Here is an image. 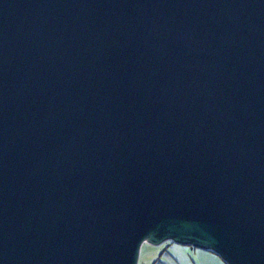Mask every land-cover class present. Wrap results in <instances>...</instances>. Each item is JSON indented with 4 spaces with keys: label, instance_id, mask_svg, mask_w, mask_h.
Masks as SVG:
<instances>
[{
    "label": "water",
    "instance_id": "1",
    "mask_svg": "<svg viewBox=\"0 0 264 264\" xmlns=\"http://www.w3.org/2000/svg\"><path fill=\"white\" fill-rule=\"evenodd\" d=\"M264 264V0H0V264Z\"/></svg>",
    "mask_w": 264,
    "mask_h": 264
},
{
    "label": "crops",
    "instance_id": "2",
    "mask_svg": "<svg viewBox=\"0 0 264 264\" xmlns=\"http://www.w3.org/2000/svg\"><path fill=\"white\" fill-rule=\"evenodd\" d=\"M158 248H160L161 257L165 260L161 262L162 264H226L219 255L212 251L168 242Z\"/></svg>",
    "mask_w": 264,
    "mask_h": 264
},
{
    "label": "rangeland",
    "instance_id": "3",
    "mask_svg": "<svg viewBox=\"0 0 264 264\" xmlns=\"http://www.w3.org/2000/svg\"><path fill=\"white\" fill-rule=\"evenodd\" d=\"M168 243H173V242H168ZM159 249L160 248L156 246L145 244L141 248L138 264H162L161 262L165 260L163 259L164 257L163 258L161 257V253L159 252Z\"/></svg>",
    "mask_w": 264,
    "mask_h": 264
}]
</instances>
